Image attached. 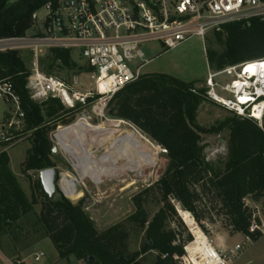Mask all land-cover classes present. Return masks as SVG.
Returning <instances> with one entry per match:
<instances>
[{
	"label": "trees",
	"instance_id": "trees-1",
	"mask_svg": "<svg viewBox=\"0 0 264 264\" xmlns=\"http://www.w3.org/2000/svg\"><path fill=\"white\" fill-rule=\"evenodd\" d=\"M58 2L0 0V41L28 37L36 26L34 17L38 11L47 3ZM213 39L224 47L222 52L207 47L208 62L214 71L264 60V21L253 20L250 26L228 24L221 32H215ZM48 61L50 68L41 64L47 75L55 69L68 73L89 71L79 67L71 51L51 50ZM30 74L20 50L0 52V81L13 83L25 114L23 130H10L9 140H0V234L7 236L11 228L18 227L20 220L40 206L39 224L44 236L55 245L60 260L74 258L85 264H182L180 259L194 236L179 216L177 206L189 212L205 230L202 223L206 219L214 223L201 209L210 200L231 235L242 234L253 242L263 237L260 232H251L255 210L244 201L261 203L264 211V131L254 121L235 115L210 129L202 128L198 113L208 102L203 97L204 90L197 87L200 82H184L162 74L142 75L108 104L109 117L132 123L168 152L165 173L155 184L133 196L132 214L98 231L83 200L74 204L60 191L58 197L50 200L40 179L31 182L29 198L10 168L8 148L23 137H30L31 148L21 165L23 175L29 179V172L55 168L49 134L70 113L57 99L41 105L33 103L26 89ZM222 132L229 134L228 154L219 167L207 161L203 135ZM152 206L157 209L155 212L151 211ZM256 221L260 223L259 218ZM132 236L141 238L136 251H131ZM149 255L155 256L151 263L146 262ZM91 257L94 261H90Z\"/></svg>",
	"mask_w": 264,
	"mask_h": 264
},
{
	"label": "built area",
	"instance_id": "built-area-1",
	"mask_svg": "<svg viewBox=\"0 0 264 264\" xmlns=\"http://www.w3.org/2000/svg\"><path fill=\"white\" fill-rule=\"evenodd\" d=\"M43 10L42 30L26 38L0 41V46L17 44L10 50L29 49L32 67L26 89L33 103L41 105L57 99L69 112L90 108L92 115L100 119L107 117L113 97L142 77L148 63L145 45L160 43L170 51L194 38L204 41L210 32H221L228 24L250 26L253 20L264 21V0H59L57 5L47 3ZM54 49L77 51L86 60L91 81L88 88L80 75L66 82L41 71V58ZM3 51L7 49L0 48ZM263 66L264 60H260L209 71L201 87L204 99L254 121L264 131ZM251 67L258 69L251 72ZM0 100L11 108L0 138L8 141L10 130L22 129L25 114L12 82L0 81ZM84 117L91 119L84 114L80 119ZM159 150L168 154L163 147L159 146ZM207 161L211 162L210 158ZM29 175L40 179V172ZM60 188L68 199L61 182ZM244 202L249 206L248 200ZM257 218L255 212L251 232L264 236V223L261 218L258 223ZM209 241L210 264H231L253 242L251 237H245V242L225 253ZM33 257L40 262L45 254L39 252ZM7 264L26 262L16 259Z\"/></svg>",
	"mask_w": 264,
	"mask_h": 264
},
{
	"label": "rangeland",
	"instance_id": "rangeland-1",
	"mask_svg": "<svg viewBox=\"0 0 264 264\" xmlns=\"http://www.w3.org/2000/svg\"><path fill=\"white\" fill-rule=\"evenodd\" d=\"M39 17V22H35L36 26L28 33L29 36H33L40 29H43V20L45 12L43 8L36 14ZM213 32H210L206 39L203 41L199 38H194L181 46L165 51L160 43H151L143 47L146 60L153 59L160 53L167 52L161 55L159 58L153 60L146 68L145 72L150 71H162V69L172 66V73H177L180 77L189 81L203 82L198 84L197 87L204 86V82L207 78L209 71H214L208 62L207 47L222 52L223 46L216 45L213 39ZM17 44L2 45L0 48L7 50L15 49ZM23 58L31 69L32 57L29 49H20ZM72 59L79 65V67L88 68L87 62L83 59L79 52L72 51ZM49 52H45L40 60V69L45 72L41 64H45L46 68H50L51 62L48 61ZM45 68V70H46ZM49 74V73H47ZM52 76L63 79L66 82H70L73 76L80 75L83 79L85 88L90 85L89 71L85 69L79 73L75 71L67 72L65 70L55 69ZM10 111L11 108L0 100V136L4 127V116L6 111ZM88 115L90 123L93 125L100 124L107 129V132L103 137L95 138L92 143L94 156L97 158L96 165L98 169L102 171H108L115 166L118 174L113 177H104L99 184L94 183L90 178H85L81 171H79L70 156H68L58 145L56 134L60 128L71 126L79 121L81 117ZM233 114L217 105L205 103L200 108L198 113V124L205 129L215 127L226 119L232 117ZM68 120V124L65 121ZM118 119H112L107 115L106 118L100 119L92 115L91 109L79 110L76 112H70L63 120L58 122L54 130L49 134L50 140L53 144V149L57 148V155L52 157V162L55 164V168L60 175L59 185L63 178L73 177L81 181L82 184L78 186V190L82 192L80 199L71 200L72 203L78 204L80 201H84V208L91 217L95 228L98 231H104L107 228L124 221L130 214L135 211L133 204V196L144 188H148L155 184L161 176L165 173L169 161L167 156L162 154L159 150V146L153 142L148 136L140 130L138 127L130 122L122 125L117 122ZM123 121V120H121ZM125 129L131 132V138L129 141V147L132 151L124 149L123 156L120 159L118 150L114 152L115 156H104V148L108 146L110 140L118 135ZM23 130V126L21 131ZM135 131L148 141L143 140L138 136ZM228 132H222L218 135H203V142L206 145V156L210 158L211 163L215 166H221L227 157L228 149ZM72 141L67 140V142ZM31 148V141L29 136H25L19 141L13 143L8 148V154L10 156V168L16 174L19 183L24 190L25 194L31 197V182L37 181V178L31 179L23 175L21 170L22 163L26 160L29 149ZM156 148V149H155ZM135 156L136 162H134L132 156ZM84 157H86L84 155ZM99 163V164H98ZM111 164V165H110ZM129 167L132 169L129 170ZM120 168V169H119ZM82 179V180H81ZM59 194V193H58ZM63 195V193L61 192ZM58 197V195L56 196ZM249 206L255 210L257 216L262 219L264 223V211L261 203H253L249 201ZM179 207V205L177 206ZM201 209L208 212L207 217H211L214 223L210 219H206L202 224L205 228L201 230L208 236L209 240H215L218 233L227 232V244L230 248L242 244L245 242V236L242 234L231 235L224 229L225 222L223 219H218L217 214L213 210V206L210 200H206ZM157 209L152 206L151 211L155 212ZM41 207H35V211L25 216L17 223L18 227L11 228L7 236L0 234V264H6L5 259L11 257L8 248H14V255L19 256L16 259H24L29 257V264H85L84 261H77L72 258L70 261H64L59 259L58 251L50 238L45 237V232L42 226L39 224L38 216L40 215ZM218 220V221H216ZM225 236V235H224ZM6 238V239H5ZM7 238L9 241H7ZM224 240L222 235L217 238L214 245L222 243ZM131 251H136L140 247L141 238L132 236ZM224 243V242H223ZM14 244V246H12ZM188 246L186 247V255L181 258L182 264H192L188 255ZM43 252L45 257L36 262L33 255L35 253ZM155 259L154 255H149L146 262L151 263ZM231 264H264V236L256 242L247 244V251L242 252L236 259H232Z\"/></svg>",
	"mask_w": 264,
	"mask_h": 264
},
{
	"label": "bare ground",
	"instance_id": "bare-ground-1",
	"mask_svg": "<svg viewBox=\"0 0 264 264\" xmlns=\"http://www.w3.org/2000/svg\"><path fill=\"white\" fill-rule=\"evenodd\" d=\"M257 69V67L249 68L251 72H256ZM112 122H117L122 125L126 124L125 121L121 120ZM106 132V128H104L100 124L93 125L92 123H90L88 117H84L71 126L60 128L58 134L56 135V139L58 140V145H60V148L68 156H70L75 167L79 171H81V174L84 175L82 179L90 178L96 184L101 183L104 177H113L118 174L116 170L118 166L116 168L114 166L108 171H102L96 168L97 158L93 154L95 150L92 148V143L95 141V138L103 137ZM135 133L143 140L148 141L147 138H145L141 134L137 133L136 131ZM130 138L131 132L124 128L120 135L112 138L108 146L104 148L105 158L115 156L114 152L118 150V157L121 159L124 149L127 148V151L131 149L128 146ZM70 139L72 141L67 142V140ZM130 151L133 152V150ZM84 155L86 157H84ZM132 158L134 159L133 161L136 162V158L134 155L132 156ZM130 169H132V167H129V170ZM80 184H82L81 181L73 177H65L62 179L61 187L69 200L80 199L82 194V192L78 190V186ZM177 208L182 220H184L194 236V241L188 246V255L190 257L191 263L210 264V262H208V254L210 249V241L208 236L201 230V228L198 226L195 219L189 212L182 210L180 207Z\"/></svg>",
	"mask_w": 264,
	"mask_h": 264
},
{
	"label": "crops",
	"instance_id": "crops-1",
	"mask_svg": "<svg viewBox=\"0 0 264 264\" xmlns=\"http://www.w3.org/2000/svg\"><path fill=\"white\" fill-rule=\"evenodd\" d=\"M165 53H167V52L160 53L159 55H157V56L154 57L153 59L148 60V63H147V64L144 66V68L142 69V74H143V75L162 74V75H167V76H170V77H174V78L179 79V80L184 81V82H194V81H189V80H186V79L180 77L177 73H172V66L166 67V68L162 69V71H158V72H157V71H150V72H145V71H144L145 68H146L150 63L153 62V60L159 58L161 55H163V54H165ZM197 82H198V81H197ZM201 83H203V82H200V83H198V84H201ZM9 113H10L9 110L6 111L5 116H4V121L6 120L7 116H10ZM3 125H4V122H3ZM2 131H3V128H2ZM0 138H1V136H0ZM10 164H11V161H10ZM12 172H13V171H12ZM13 173H14V172H13ZM14 175H16V174L14 173ZM221 235H222V237H223V239H224V240H222L224 243L222 242V243H220V244H217L216 247H217V249H219L220 251L227 253V252H229L231 249H233V248H230L229 245L226 243V242H227V238H228V237H227V235H228L227 232H225V233H218V234L216 235V237H215V240H212V241L215 243V241L217 240V238H218L219 236H221ZM224 235H225V236H224ZM5 239H6V238H5ZM7 241H9L8 238H7ZM12 246H14V244H13ZM11 249H12V251L10 250V248H8V250H9L8 252H9V254H11V255H10L11 257H9V259H5V260H6V261H5L6 264H7V261H13V259H15V258H19V256L14 255V250H13L14 248H11ZM35 254H36V253H35ZM28 259H29V257L24 258L26 264H29V263H28Z\"/></svg>",
	"mask_w": 264,
	"mask_h": 264
},
{
	"label": "water",
	"instance_id": "water-1",
	"mask_svg": "<svg viewBox=\"0 0 264 264\" xmlns=\"http://www.w3.org/2000/svg\"><path fill=\"white\" fill-rule=\"evenodd\" d=\"M34 19H35V22L37 23L38 22V16L35 15ZM85 116H87V115H85ZM3 130H4V128H3ZM54 154L57 155V148H54ZM59 177H60V175H59L58 170L56 168H51V169L43 170L40 172V181H41L43 190L46 193V195L50 198V200H54L56 198V196L58 195L59 191L62 192L60 185H59ZM177 212L179 213L178 208H177ZM179 216H180V214H179ZM183 222H184V220H183ZM185 225L187 226L186 223H185ZM90 261H94V257H91Z\"/></svg>",
	"mask_w": 264,
	"mask_h": 264
}]
</instances>
